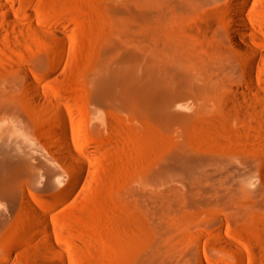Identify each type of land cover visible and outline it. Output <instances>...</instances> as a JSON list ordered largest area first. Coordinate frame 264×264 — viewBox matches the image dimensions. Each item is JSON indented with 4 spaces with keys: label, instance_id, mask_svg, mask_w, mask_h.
<instances>
[{
    "label": "rangeland",
    "instance_id": "374dc122",
    "mask_svg": "<svg viewBox=\"0 0 264 264\" xmlns=\"http://www.w3.org/2000/svg\"><path fill=\"white\" fill-rule=\"evenodd\" d=\"M16 1L40 20L29 22L31 38L0 37V113L22 120L36 175L25 189L28 201L5 213L0 264H33L34 249L45 243L41 221L75 264H136L145 255L154 259L160 247H169L161 264H264V92L237 86L247 53L229 42L230 0L202 15L190 65L198 69L214 44L233 57L188 97V106L176 107L181 112L171 121L142 111L122 86L113 95L97 86L113 69L136 77V94L156 79L169 115V0ZM243 13L264 27V0H248ZM48 27L66 39L36 33ZM23 69L55 104L26 101ZM262 69L257 58L256 74ZM60 117L70 142L89 152L85 182L72 187V198L56 193L66 169L52 161L46 140L60 132Z\"/></svg>",
    "mask_w": 264,
    "mask_h": 264
},
{
    "label": "bare ground",
    "instance_id": "6f19581e",
    "mask_svg": "<svg viewBox=\"0 0 264 264\" xmlns=\"http://www.w3.org/2000/svg\"><path fill=\"white\" fill-rule=\"evenodd\" d=\"M219 1L169 0V115L165 110V105H167L165 95L167 92L164 89L157 88L158 84L153 85L156 84V79L152 85L153 80L150 85L139 86L141 88L139 93L136 94L135 87H138L134 83L136 77L131 76L127 80L120 72L113 69L108 74L98 77L99 92L105 95H113L118 93L117 87L122 86L124 91L134 92L133 102L142 111L160 119L166 116V118H170V121L171 118L174 120V117L180 114L178 113L180 110H176V107L188 106V97L195 98L205 80L210 78L216 68H221L224 64L223 60L226 63L228 58L233 57V51L230 49L215 47L216 44L213 46L211 44L212 51H214L211 52L212 55L207 54L204 63L197 66L198 69H194V65H190V56L195 54L193 43L201 37L203 31V28L200 30L203 23L202 15L207 13L211 6ZM247 1H229L227 5L229 22L226 31L232 47L240 52L247 53V56L244 55V67L237 86L242 87L246 83L249 86H255L256 90L264 92L260 87L264 85V69H262L260 75L255 72L257 58L263 59L264 62V50L261 47L264 45V27L254 26L251 20L244 16L243 11ZM39 20L32 9L23 8L16 0H0V37L5 36L6 39H10L13 35L17 40L21 36L31 38L33 31L30 29L29 22H39ZM10 25H15L17 30ZM36 33L44 37L52 36L57 42H63L67 37L66 33L57 27L37 29ZM40 43L41 46L47 44L45 40ZM227 64H230V62ZM51 70L52 68L49 67L48 71ZM22 73L27 77L28 96L26 101L31 106L33 105L36 108L38 105H44L45 100L51 103L54 102L50 93L41 86V80L38 77L35 80L31 79L26 69H23ZM147 82L149 83V80ZM41 95H44V98ZM0 106H4L1 101ZM8 115L11 116L6 119L5 125H0V228L6 223L5 213L7 210L12 209L17 201L21 203L28 201L25 189L36 175L35 165L31 160L32 154L28 149L30 145L28 144L29 138L24 133L25 126L21 123L22 120L17 118V115L0 113V117L8 118ZM181 115L184 116L182 113ZM60 122L61 130L57 136L47 133L46 140L52 149V161L54 163L61 162L66 169L63 184L57 186L56 193L62 198H72L75 196L72 187L85 182L86 177L83 168L89 160V152L85 145L70 142L62 117H60ZM17 187L20 188L19 194L16 191ZM40 224L43 227L41 232L44 233L45 243L43 242L42 245L34 249L33 264H75L70 258L68 260L64 259L57 243L45 231L44 223L41 221ZM218 227L220 228V226ZM217 232L221 239L226 240L227 243L229 242L230 238L226 239L228 236H223L220 229H217ZM228 244L237 253L242 254L244 252V247L238 241H230ZM46 249H48V252ZM153 256L154 259L150 257L148 260L145 255L138 261L136 260V264H161L162 258H167L169 261V247L164 251L161 247L158 250L155 249Z\"/></svg>",
    "mask_w": 264,
    "mask_h": 264
}]
</instances>
